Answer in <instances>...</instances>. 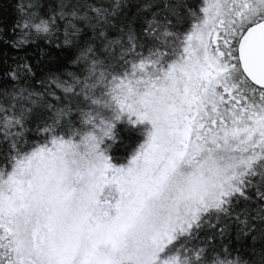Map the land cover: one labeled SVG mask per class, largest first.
<instances>
[{"label":"snow or ice","instance_id":"6c2138e0","mask_svg":"<svg viewBox=\"0 0 264 264\" xmlns=\"http://www.w3.org/2000/svg\"><path fill=\"white\" fill-rule=\"evenodd\" d=\"M125 113L152 130L118 167ZM0 264H264V0H17Z\"/></svg>","mask_w":264,"mask_h":264},{"label":"trees","instance_id":"16d2710c","mask_svg":"<svg viewBox=\"0 0 264 264\" xmlns=\"http://www.w3.org/2000/svg\"><path fill=\"white\" fill-rule=\"evenodd\" d=\"M189 2L198 5L200 0H189ZM16 4L17 0H0V20L11 23L16 18ZM114 123V136L105 138L104 144L108 147L104 146V149L111 157V162L120 165L127 162L140 145L145 135V129L142 127L143 122L135 123L126 116ZM110 145L111 148L109 149Z\"/></svg>","mask_w":264,"mask_h":264},{"label":"rangeland","instance_id":"374dc122","mask_svg":"<svg viewBox=\"0 0 264 264\" xmlns=\"http://www.w3.org/2000/svg\"><path fill=\"white\" fill-rule=\"evenodd\" d=\"M123 116H126L127 118H129V115H128L127 113H125ZM131 120L134 122V121L137 120V118H136L135 116H132V117H131ZM114 122H115V121H114ZM142 122H143V123H142V124H143L142 127L145 129V135H144V138L142 139V141L140 142V145L135 149V151L133 152L132 156L129 158V160H128L127 162H125L124 164H120V165H118V164H114L115 166H118V167H119V166H126V165L131 161V159L133 158V156L138 152L140 146L146 142V140H147V138H148V134H149L150 131L152 130V125H151V122H150V121H147V120L142 121ZM104 146H105V144L103 143V144L101 145V147L104 148ZM105 147H108V146H105ZM110 148H111V145L109 146V149H110ZM112 163H113V162H112Z\"/></svg>","mask_w":264,"mask_h":264}]
</instances>
